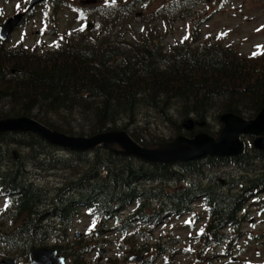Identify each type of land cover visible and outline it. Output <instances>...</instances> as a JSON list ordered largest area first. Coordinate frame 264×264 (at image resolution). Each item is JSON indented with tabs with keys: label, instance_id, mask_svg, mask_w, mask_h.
<instances>
[{
	"label": "trees",
	"instance_id": "obj_1",
	"mask_svg": "<svg viewBox=\"0 0 264 264\" xmlns=\"http://www.w3.org/2000/svg\"><path fill=\"white\" fill-rule=\"evenodd\" d=\"M76 1L45 2L57 37L52 44L0 41V118L29 116L80 136L123 129L141 145L157 147L199 131L217 137L222 114L253 119L264 108V48L243 55L219 41L201 42L196 30L192 39L163 41L172 21L208 0H162L152 12L156 25L142 11L146 0ZM61 12L76 21L63 33L56 29ZM88 20L94 23L89 31ZM190 119L194 127L186 130ZM0 197V264L10 257L31 264L35 245L55 248L74 264H94L85 259L90 241L71 236L83 211L97 229L114 220L123 237L117 244L129 247L123 260L105 264H133L131 253L151 252L146 244L133 246L142 226L194 215L197 208L207 219L205 244L234 242L246 208L264 205V150L245 142L238 156L169 165L110 146L70 151L31 132H7L0 134ZM166 244L156 243L153 251L165 253Z\"/></svg>",
	"mask_w": 264,
	"mask_h": 264
},
{
	"label": "rangeland",
	"instance_id": "obj_2",
	"mask_svg": "<svg viewBox=\"0 0 264 264\" xmlns=\"http://www.w3.org/2000/svg\"><path fill=\"white\" fill-rule=\"evenodd\" d=\"M84 1L77 0L76 2L82 5H96L106 0H95L88 3ZM24 2L25 0H0V21L20 11ZM160 2L162 0H146L147 6L142 10L149 19L154 20L153 25L157 24V17H152V12L156 6L160 5ZM41 8L45 6L37 8L33 16L12 33L11 39L6 44L13 46L23 40L24 45H32L39 41L52 42L56 38L52 35L54 26L51 21H47V13ZM58 16V28H56L58 31L63 33L67 26H75L76 21L73 14L65 15L61 12ZM49 18L52 17L49 16ZM194 30L198 32L197 35L202 42L219 41L222 45H231L240 54L248 55L257 47L264 48V0H208L207 3L193 9L192 15L172 21V32L164 36L163 41L167 44L176 42ZM186 136L191 137V135ZM243 139L253 144L252 137ZM112 146L116 145L112 144ZM3 204L4 200L0 197V208ZM257 207L259 206L246 208L249 212L239 229L241 234L229 244L226 251L222 250L226 246L224 243L217 246L214 252L210 251L211 244H207L202 247L201 255L198 256V251L202 246L201 237L198 235L202 218H197L194 226H191L187 224L189 219L187 216L158 226H150L147 232L141 234V238L145 240H140V238L137 241L151 247L159 240L168 242L163 249L165 254L169 255V259H166L163 253H151L150 255L154 256L151 264H264V205L259 207L261 210ZM195 211L200 212V208ZM201 214L204 216L203 213ZM90 223L89 215L78 216L71 228L72 235L77 234L78 237L85 238L94 245L85 259L102 264L107 262L108 257L119 258L118 254L124 252L126 247L119 248V244L114 243L116 241V232L113 229L115 221L106 222L105 227L100 228L99 237L94 240H90L86 235L92 229ZM98 239H108L112 242L98 246ZM101 248L105 251L104 255L99 252Z\"/></svg>",
	"mask_w": 264,
	"mask_h": 264
},
{
	"label": "water",
	"instance_id": "obj_3",
	"mask_svg": "<svg viewBox=\"0 0 264 264\" xmlns=\"http://www.w3.org/2000/svg\"><path fill=\"white\" fill-rule=\"evenodd\" d=\"M44 0H29L26 11L5 19L0 25V38L7 41L12 31L19 26L24 17L37 4ZM95 0H86L93 2ZM91 28L92 24L87 23ZM224 124L217 138L206 132H199L189 137L180 135L167 145L150 148L141 145L132 135L123 129H111L92 136L70 135L52 129L33 117L17 116L0 118V134L7 132H31L49 141L51 144L74 151H90L98 146L118 145L117 153L132 155L149 162L174 164L180 161L198 160L205 156H232L244 151L243 135L255 137L254 146L264 149V108L253 119H245L234 113H224L220 117ZM193 119L184 122V127L191 130ZM114 149V148H113ZM33 264H67L66 259L57 250L51 248H33L30 253ZM135 259H142L137 256ZM4 264H16V260L3 261Z\"/></svg>",
	"mask_w": 264,
	"mask_h": 264
},
{
	"label": "snow or ice",
	"instance_id": "obj_4",
	"mask_svg": "<svg viewBox=\"0 0 264 264\" xmlns=\"http://www.w3.org/2000/svg\"><path fill=\"white\" fill-rule=\"evenodd\" d=\"M143 30V29H142ZM185 39H187V37H185Z\"/></svg>",
	"mask_w": 264,
	"mask_h": 264
}]
</instances>
